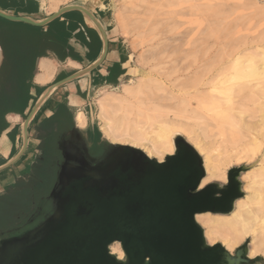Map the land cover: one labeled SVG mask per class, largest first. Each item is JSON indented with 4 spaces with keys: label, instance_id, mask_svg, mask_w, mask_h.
Returning a JSON list of instances; mask_svg holds the SVG:
<instances>
[{
    "label": "rangeland",
    "instance_id": "1",
    "mask_svg": "<svg viewBox=\"0 0 264 264\" xmlns=\"http://www.w3.org/2000/svg\"><path fill=\"white\" fill-rule=\"evenodd\" d=\"M39 1L45 14L70 5L97 13L105 34L123 47L128 74L114 88L92 89L79 80L76 107L60 88L43 113L60 98L107 142L159 162L173 154L180 135L202 158L200 188L225 184L230 168L254 164L240 178L245 196L230 214L195 219L208 245L233 254L247 239L250 261H264V0ZM28 114L20 121L16 153ZM31 139L28 134L26 158L36 144ZM22 165L18 160L7 173ZM110 250L121 259L118 244Z\"/></svg>",
    "mask_w": 264,
    "mask_h": 264
},
{
    "label": "water",
    "instance_id": "2",
    "mask_svg": "<svg viewBox=\"0 0 264 264\" xmlns=\"http://www.w3.org/2000/svg\"><path fill=\"white\" fill-rule=\"evenodd\" d=\"M68 11L98 23L100 28L94 27L102 37L103 55L54 89L89 73L106 55L107 39L99 21L77 5L63 7L42 21L0 11L2 19L34 27H44ZM2 60L0 49V65ZM43 95L22 124L20 151L0 172L23 156L29 123L48 96L37 106ZM173 144V154L159 162L137 148L110 142L108 153L95 161L80 137L61 143L63 163L49 193L51 213L29 231L1 236L0 264H264L260 258L250 261L247 239L233 254L221 244L208 245L195 219L207 213L230 214L245 196L240 178L254 164L230 168L226 184L200 188L205 177L202 158L180 135L174 136ZM114 244L123 260L110 254Z\"/></svg>",
    "mask_w": 264,
    "mask_h": 264
},
{
    "label": "trees",
    "instance_id": "3",
    "mask_svg": "<svg viewBox=\"0 0 264 264\" xmlns=\"http://www.w3.org/2000/svg\"><path fill=\"white\" fill-rule=\"evenodd\" d=\"M0 0V11H12L14 15L21 13L32 14L36 11V3L27 0ZM73 19L66 24V18ZM64 18L63 21L60 19ZM56 18L44 27H34L24 23L11 22L0 18V49L3 60L0 65V136L9 128L6 117L9 114L24 116L30 101L39 97V88L32 84L36 60L53 53L60 61L67 57L76 59L68 45L71 38L80 39L76 29H88L79 12H70ZM122 58L121 62L124 63ZM32 91L36 96H32ZM54 114L50 118L41 119L28 131L32 138L40 141L41 160L38 159L29 171L25 180L19 179L9 188L5 196H0V222L13 223L16 218L28 214L34 205L47 197L55 184L57 167L55 166L56 128H70L73 125L72 109L65 101L53 105ZM16 133H9L12 139ZM97 151V144L109 147L108 142L95 127L81 131ZM2 223V224H3Z\"/></svg>",
    "mask_w": 264,
    "mask_h": 264
},
{
    "label": "crops",
    "instance_id": "4",
    "mask_svg": "<svg viewBox=\"0 0 264 264\" xmlns=\"http://www.w3.org/2000/svg\"><path fill=\"white\" fill-rule=\"evenodd\" d=\"M26 1L27 0H22V5L25 6L27 3ZM32 1L36 3L35 13L32 14L21 13L18 15H14L12 11H5L4 13L12 16L26 17L33 21H42L55 13L54 12L52 14H45L40 1L39 0H32ZM70 12L73 11L65 12L61 16H64L65 14H68ZM89 12L94 15V17L99 21V23L103 27V21H101L97 13L91 11ZM61 16H59L58 18H61ZM81 16L83 18L85 26L91 31L86 32L82 27H79V29L78 28L76 29L75 33L79 32L80 39H76L75 37H73L69 40L68 45L72 49V54L76 56V59L67 57L64 60L60 61L53 53L46 52V56L40 57L36 60L35 72L32 77V83L33 85L39 88V92H40L39 97L42 94H44V92L51 86L63 81L64 79L78 72H82L88 69L90 66L98 62L102 57L103 41L100 33L94 26H91L88 23L87 18L84 15L81 14ZM71 19H73L72 16L66 18L65 21L66 24L69 21H71ZM60 20L63 21L64 18H61ZM106 39H107V53L102 59V61L89 73L84 74L78 77L77 79H74L70 82L64 83L56 87L51 93L48 94V96L45 98L43 103L46 100H48L53 94L56 96L59 95L57 93V90L62 88L64 89L65 92L70 94L69 96H71V98H69L70 100L69 106L76 107L75 102L77 101L76 99L77 97L75 93L77 87H79L78 86L80 83L79 80L82 81L84 79L85 86L92 89L101 88V87L114 88L119 84H121V82H123V80L128 75L127 67L125 65L127 62V55L118 41L115 42L114 40H111L107 35H106ZM122 58L125 59L124 63L121 62ZM65 86L67 88H65ZM31 94L32 96H36L35 91H32ZM59 100L60 98L54 99V101H59ZM29 107H30V103L28 108L24 112V116L28 112ZM21 118H22L21 116L16 114H9L7 116V123L9 124V128L5 132H3L2 135L0 136V167L3 166L5 163H7L18 153V152L16 153V143L18 141L17 131L19 130ZM84 127H82L81 129L83 130ZM13 129H16V133L13 136L14 138L11 139L9 137V133ZM10 173L11 171L7 173V170H3L0 172V184H4L10 181Z\"/></svg>",
    "mask_w": 264,
    "mask_h": 264
},
{
    "label": "flooded vegetation",
    "instance_id": "5",
    "mask_svg": "<svg viewBox=\"0 0 264 264\" xmlns=\"http://www.w3.org/2000/svg\"><path fill=\"white\" fill-rule=\"evenodd\" d=\"M33 84V83H32ZM39 97L35 98L34 101H30V107L28 110V113L31 111L32 106L35 104ZM48 100H46L41 107L38 109V111L35 113V115L32 117L28 130L34 126L35 123H37L41 119H47L53 116L54 110H53V105L56 102H62V100L55 101L52 104V107L50 108L48 113H43L42 108L47 106ZM68 106V105H67ZM69 107V106H68ZM75 115L73 114V125L70 128H56L55 129V134H56V150L58 154L55 156V166L57 167V173L59 171L60 166L63 163V157L62 153L59 149V145L61 143H72L75 141L77 137H80L85 143H86V149H87V154L90 158L95 159V161L101 160L109 151V147L105 146L103 143L97 144L96 146L98 147L97 151H95L93 145L89 141L87 134L86 136H83L81 134L82 129L78 128L75 125ZM84 129H88V127H84ZM83 129V130H84ZM28 134L32 137L31 131H28ZM32 141H35V146L32 150L31 157L26 158L27 154H23V156L19 159L20 161H23V165L20 168H17L16 170L11 171L10 173V181L7 183H4L0 187V196H5L7 194V191L9 188L13 187L14 184L16 183L17 180L22 179L26 181V178L29 175V171L31 170L32 166L36 163L38 159L41 160V151L39 149L40 141L31 139ZM78 148L81 150V147L78 146ZM57 177V176H56ZM56 182V181H55ZM226 184V182H225ZM54 186V185H53ZM53 188V187H52ZM52 211V203L49 199V195L43 199L40 200V202L36 203L34 207L31 209V211L28 214L23 215L22 217H17L16 221L13 223H3L0 222V237L5 236V237H14L18 236L26 231H29L39 225ZM3 223V224H2ZM111 249V247H110ZM110 254L115 256L117 260H123V258L119 259L114 253L111 252Z\"/></svg>",
    "mask_w": 264,
    "mask_h": 264
},
{
    "label": "bare ground",
    "instance_id": "6",
    "mask_svg": "<svg viewBox=\"0 0 264 264\" xmlns=\"http://www.w3.org/2000/svg\"><path fill=\"white\" fill-rule=\"evenodd\" d=\"M101 1L102 0H91V2L94 4V5H97V6H102V3H101ZM88 11V10H87ZM87 21H88V23L91 25V26H98L99 27V25H98V23H96V22H94L93 20H91V19H87ZM100 28V27H99ZM262 57H263V55H262ZM248 58V57H247ZM252 59V58H251ZM250 59V60H251ZM246 60H249V58L248 59H246ZM249 60V61H250ZM220 61V60H219ZM254 61V60H253ZM255 62V61H254ZM254 62H251V64L252 63H254ZM264 64V63H263ZM244 65V64H243ZM242 65V66H243ZM248 65V64H247ZM253 65V64H252ZM254 65H255V63H254ZM257 66V65H256ZM255 67V66H254ZM263 71H264V69H263ZM258 73H260V75H262L263 73H261V71H257ZM264 83V82H263ZM246 87V86H245ZM263 87V86H262ZM54 90V87H50L49 89H47V91L44 93V95L42 96V98L39 100V102H38V104H37V106L44 100V98L49 94V93H51L52 91ZM249 90V89H248ZM248 92H250V90L248 91ZM251 93V92H250ZM75 122H76V125L78 126V127H80V128H82V127H84V125H85V118H84V115L81 113V112H77L76 113V115H75ZM102 133H103V135L104 136H109L110 134H111V132H110V130H106V129H103L102 130ZM166 144H169V143H166ZM263 170V166L262 167H260V170ZM217 216V215H216ZM119 249H120V247H119ZM120 258H122V256H123V253H122V251H121V249H120Z\"/></svg>",
    "mask_w": 264,
    "mask_h": 264
}]
</instances>
